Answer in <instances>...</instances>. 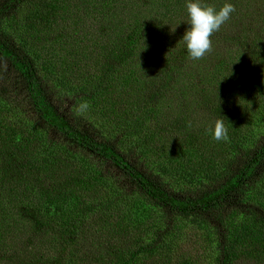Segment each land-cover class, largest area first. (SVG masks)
I'll list each match as a JSON object with an SVG mask.
<instances>
[{
	"label": "trees",
	"instance_id": "obj_1",
	"mask_svg": "<svg viewBox=\"0 0 264 264\" xmlns=\"http://www.w3.org/2000/svg\"><path fill=\"white\" fill-rule=\"evenodd\" d=\"M202 2L194 67L187 0H0V264L264 263V0Z\"/></svg>",
	"mask_w": 264,
	"mask_h": 264
},
{
	"label": "clouds",
	"instance_id": "obj_2",
	"mask_svg": "<svg viewBox=\"0 0 264 264\" xmlns=\"http://www.w3.org/2000/svg\"><path fill=\"white\" fill-rule=\"evenodd\" d=\"M188 15V28L185 31L181 40L184 41L187 53L192 59H200L212 48L211 37L213 33L220 30L235 12V6L231 2H226L222 7L217 9L215 6L208 5L202 0H187L186 4ZM144 50L147 48L146 40L143 38ZM233 73L230 71V77ZM89 105L84 103L80 105L78 111L83 114L87 111ZM220 115V118L214 122V127L211 129L212 135L217 141H228L229 126L231 124ZM232 126V125H231Z\"/></svg>",
	"mask_w": 264,
	"mask_h": 264
},
{
	"label": "rangeland",
	"instance_id": "obj_3",
	"mask_svg": "<svg viewBox=\"0 0 264 264\" xmlns=\"http://www.w3.org/2000/svg\"><path fill=\"white\" fill-rule=\"evenodd\" d=\"M187 22H188V20H185L182 24H180V25H178V29H177V26H174L173 27V29H174V31L176 30V35L178 36L177 37V41H182L181 39V37L180 36H183L184 35V33H185V31L187 30V28H188V24H187ZM233 29V27H231L227 32H226V34H222L221 35V37L222 36H226V35H231L229 32L231 31ZM259 37H261L259 34H257ZM212 54V52H207L203 57H210V55ZM202 57V58H203ZM185 62V64H187V65H194V67L196 66V65H204L205 63L203 62V61H200V59H192V58H188L187 57V61H184ZM244 75L245 76H247V72L246 73H244ZM244 76L240 73V75H239V79H241V78H243ZM27 237V236H26ZM22 238H24L23 236H20L19 237V239H22ZM193 248V246L190 248V249H192ZM78 264V263H77ZM239 264H264V263H257V262H254V261H246V260H243V261H241Z\"/></svg>",
	"mask_w": 264,
	"mask_h": 264
}]
</instances>
